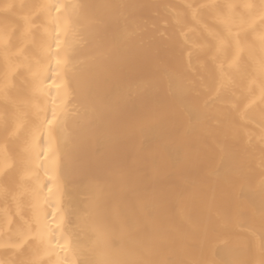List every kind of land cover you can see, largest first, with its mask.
Instances as JSON below:
<instances>
[{
    "label": "bare ground",
    "instance_id": "bare-ground-1",
    "mask_svg": "<svg viewBox=\"0 0 264 264\" xmlns=\"http://www.w3.org/2000/svg\"><path fill=\"white\" fill-rule=\"evenodd\" d=\"M56 2L0 0V33L9 36L11 53L22 50L10 60L8 101L0 96V162L15 163L0 179V243L32 216L33 182L20 181L24 148L44 119L36 105L50 117L55 97L58 126L38 176L41 184L52 178L45 208L59 212L48 218L53 228L60 225L50 242L61 256L75 255L77 264H254L264 245V127L258 107L243 120L220 115L226 109L212 99L218 72L205 28L223 34L221 19L229 16L250 23L244 5L260 0H62L81 5L72 25L83 39L59 70L54 56L39 55L42 45L55 51V26L39 5ZM161 31L169 41L151 46ZM60 39L71 44V33ZM241 39L250 42L251 32ZM37 60L51 68L47 75L61 73L45 81L43 97L33 94ZM5 70L0 49V82ZM165 70L179 77L171 88L161 80ZM5 115L10 123L21 117L7 140ZM47 141L46 128L39 143L46 148ZM11 255L0 248L3 264Z\"/></svg>",
    "mask_w": 264,
    "mask_h": 264
},
{
    "label": "snow or ice",
    "instance_id": "snow-or-ice-1",
    "mask_svg": "<svg viewBox=\"0 0 264 264\" xmlns=\"http://www.w3.org/2000/svg\"><path fill=\"white\" fill-rule=\"evenodd\" d=\"M11 7V5H8ZM252 13L250 23H245L243 20L237 22L232 17H225L221 19V23L225 25L223 34L216 33L205 28L211 40V59L216 64L218 79L215 81L213 89L214 101H220L221 105L226 111L220 115L227 118L230 114H236L240 119H246L247 113L253 108H259V119L262 127H264V0L259 3H247L244 5ZM81 5L79 3H71L66 5L62 0H57L53 4H41L39 9L41 12L47 14L51 23L55 26V51L52 50L51 44L42 45L39 55L41 58L49 59L55 57L56 67L59 70L62 66L69 63L68 57L72 48L82 42V36L77 28L72 25V17L79 14ZM53 9L56 15H52ZM179 23V21H177ZM26 33L30 36L33 29L31 18H26ZM257 25L261 27L257 28ZM45 32L48 27L44 26ZM62 32H70L72 41L71 44L66 43L60 39ZM251 32V41H242L241 36ZM135 33H126L125 39L134 38ZM160 37L163 39L161 40ZM9 36L6 33H0V49L3 50V55L6 64V70L3 76V82H0V96L7 102L9 99V91L12 88V73L15 68L11 65L10 60L13 55L19 56L22 50L17 53H11V46L9 43ZM170 37L163 31L158 34V37L150 38L148 43L151 46H159L167 44ZM251 63V71H245L248 63ZM37 67L32 72L34 81L33 94L43 97L47 95L49 89L45 85V81L49 80L55 82L60 78L59 71L52 75L46 73L51 72V68L45 69L40 60L36 62ZM29 70L31 67L29 65ZM237 76L239 82L243 87H238ZM167 78L168 87H173L179 81V77L174 81L172 76L165 70L161 80ZM59 88V85H57ZM57 98H52L51 101V116L49 117L47 107L37 109L43 111L44 119L40 124L33 129L31 139L24 148L26 159L24 160L23 172L20 176L21 184L28 179L33 182L32 195V216L28 220H24L22 225L18 226L14 235L10 238L8 243H0V248L9 251L11 260L9 264H77L75 255L70 259L67 254L61 256L56 251V248L51 244L53 233L60 228L57 224L53 228L52 221H55L59 212L54 210L51 214L46 211L45 205L48 197L45 195L44 189H47L48 194H51L53 189L51 186V177L49 181L41 184L38 176V166H43L44 161H48L52 153V139L53 126H58L57 108L60 107L56 103ZM190 115L193 119L198 118L200 113L195 110H190ZM5 125V139L14 137L21 127V117L16 116L12 122H9L7 115L4 117ZM47 128L48 147H42L39 141L45 134ZM261 143H264V134L261 136ZM223 165V158L221 160ZM15 167L14 161L5 158L0 162V179L9 178L12 169ZM7 192V189H5ZM15 199V197H13ZM19 215V209L17 210ZM49 215L52 221L49 220ZM21 219H23L21 217ZM14 221L8 218L7 224L9 231ZM3 229L0 228V231ZM94 231L98 241H103L105 238V231L103 225L97 224L94 226ZM63 249V245L59 243L56 245ZM53 257L55 259L53 260ZM3 264V261H0ZM129 264H147L145 261H130ZM160 264H166L161 261ZM254 264H264V245H262V253L259 259L254 261Z\"/></svg>",
    "mask_w": 264,
    "mask_h": 264
}]
</instances>
